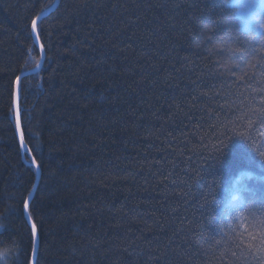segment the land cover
<instances>
[{"label":"trees","instance_id":"1","mask_svg":"<svg viewBox=\"0 0 264 264\" xmlns=\"http://www.w3.org/2000/svg\"><path fill=\"white\" fill-rule=\"evenodd\" d=\"M55 2L0 0V264H31L33 158L36 264H219L201 232L244 233L264 158L221 146L201 93L264 36L223 23L221 0H59L38 24L43 67L19 85L24 163L15 85L40 63L31 21Z\"/></svg>","mask_w":264,"mask_h":264},{"label":"snow or ice","instance_id":"2","mask_svg":"<svg viewBox=\"0 0 264 264\" xmlns=\"http://www.w3.org/2000/svg\"><path fill=\"white\" fill-rule=\"evenodd\" d=\"M41 11L44 10L41 9ZM40 19L39 15L32 19L31 35L39 44L43 55L44 46L40 41L38 28ZM214 23L220 25L222 22L216 20ZM223 23L226 24L227 21L225 20ZM235 51L239 55L235 57L231 68L238 70L239 74L232 71L229 74L235 76L234 80H220L219 84L223 87H218V82L214 79L208 85L207 91H202L201 95L205 101L212 102L213 106L208 112L210 118H215L212 127L217 130L219 137H226V139L220 140L221 146H226V143L236 137L248 143L259 153L261 158H264V151L255 142L257 136L264 137V53L257 56L256 54L260 50L255 48L251 51L247 49L244 51L235 49ZM31 55L32 49L29 48V56ZM249 56L253 58L249 60ZM39 66L37 63V67ZM19 80L20 77H17V81ZM194 99L197 98L194 97ZM16 128L20 133L21 150H25L26 143L21 130L19 109H17ZM261 143H264V139L261 140ZM27 151L29 155L32 154L31 149H27ZM32 164L39 167L35 158L32 159ZM24 212L28 214L27 220L31 224L32 255L35 257L38 232L30 215L27 199L24 200ZM201 236L200 242L207 245L205 254L216 258L219 264H264V209L260 210L258 216L253 215V222L238 238L231 233L224 232L218 225L214 231H208L206 235L202 231Z\"/></svg>","mask_w":264,"mask_h":264},{"label":"clouds","instance_id":"3","mask_svg":"<svg viewBox=\"0 0 264 264\" xmlns=\"http://www.w3.org/2000/svg\"><path fill=\"white\" fill-rule=\"evenodd\" d=\"M221 5L227 22L238 32L252 37L264 36V0H221Z\"/></svg>","mask_w":264,"mask_h":264},{"label":"water","instance_id":"4","mask_svg":"<svg viewBox=\"0 0 264 264\" xmlns=\"http://www.w3.org/2000/svg\"><path fill=\"white\" fill-rule=\"evenodd\" d=\"M58 2H59V0H56L54 6L50 10H48L47 12H45L44 14H42L40 16L41 19H40V21H38V24H39V22H41L43 19L47 18L49 15H51L56 10V8L58 6ZM32 39L34 41L35 47L38 49L39 54H40V63H39L40 66L37 67L35 71L30 72V73H27V74H24L23 76L20 77V80L16 82L15 92H14V100H13V109H14V121H15V125H16V122H17V109H19V103H20V94H19V85H20V82L24 78L37 75L41 71V69L43 67V64H44V60H45V55H44V53H43V55L41 54L39 44L36 43L35 38L33 36H32ZM19 118H20V115H19ZM20 123H21V121H20ZM21 130H22V127H21ZM16 131H17V128H16ZM17 138H18V143H19V146H20V133H18V132H17ZM20 151L22 153L23 162L26 163L25 162V150H21V147H20ZM30 166L36 171L37 179H36V182H35L33 191L31 193L30 197L28 198L29 207H30V204H31V202H32V200L34 198V195H35V192H36V189L38 187L39 180H40V177H41V172H40L39 168L35 167L33 164H31ZM27 215L28 214H25V212H24L25 221H26L29 229L31 230V224L27 220ZM36 248H37L36 255H35V257H33V255H32L31 264H36L37 256H38L39 240L37 242Z\"/></svg>","mask_w":264,"mask_h":264},{"label":"rangeland","instance_id":"5","mask_svg":"<svg viewBox=\"0 0 264 264\" xmlns=\"http://www.w3.org/2000/svg\"><path fill=\"white\" fill-rule=\"evenodd\" d=\"M233 200H234V198H233Z\"/></svg>","mask_w":264,"mask_h":264}]
</instances>
